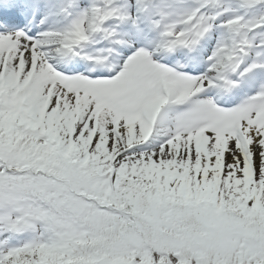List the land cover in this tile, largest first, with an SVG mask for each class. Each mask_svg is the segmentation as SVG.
<instances>
[{"label":"snow or ice","instance_id":"obj_1","mask_svg":"<svg viewBox=\"0 0 264 264\" xmlns=\"http://www.w3.org/2000/svg\"><path fill=\"white\" fill-rule=\"evenodd\" d=\"M0 264H264V0H0Z\"/></svg>","mask_w":264,"mask_h":264}]
</instances>
